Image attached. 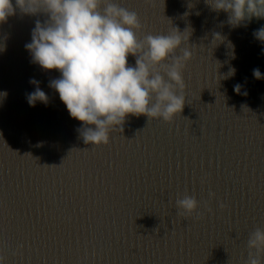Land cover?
I'll return each instance as SVG.
<instances>
[{
  "label": "water",
  "instance_id": "obj_1",
  "mask_svg": "<svg viewBox=\"0 0 264 264\" xmlns=\"http://www.w3.org/2000/svg\"><path fill=\"white\" fill-rule=\"evenodd\" d=\"M113 2L137 13L138 40L191 33L183 111L172 122L129 115L108 145L85 144L82 122L49 87L60 73L25 48L45 15L17 9L0 24L4 264H246L249 234L264 228V79L253 76L264 77V43L253 36L264 19L233 28L205 0ZM33 78L47 105L27 102ZM185 194L199 218L177 214Z\"/></svg>",
  "mask_w": 264,
  "mask_h": 264
},
{
  "label": "clouds",
  "instance_id": "obj_2",
  "mask_svg": "<svg viewBox=\"0 0 264 264\" xmlns=\"http://www.w3.org/2000/svg\"><path fill=\"white\" fill-rule=\"evenodd\" d=\"M205 3L217 13H227V22L233 28L246 27L253 17L264 19V0ZM17 9L24 15H45L43 22L36 20L31 42L25 48L32 63L45 71L60 73L59 78L49 81V87L58 92L69 115L82 122L78 131L85 144L108 145L110 133L123 130L129 115L172 122L183 111V72L193 58L192 51L184 45H188L191 33L173 28L168 34H147L138 40L136 33L143 26L137 13L113 0H15V6L13 0H0V24L16 15ZM213 36V41L223 39L219 33ZM253 36L264 43V26ZM129 55L135 57V66L128 63ZM235 71L230 69L229 75ZM253 76L264 79L259 68L253 69ZM29 82L36 86L26 95L29 105H47L48 96L39 87L40 82L34 78ZM241 87L234 86L238 94ZM214 196L209 193L210 198ZM198 207L194 195L176 199L180 217L197 213L199 218ZM247 248L246 264H262L264 228L257 227L249 234ZM0 264H4L3 256Z\"/></svg>",
  "mask_w": 264,
  "mask_h": 264
}]
</instances>
